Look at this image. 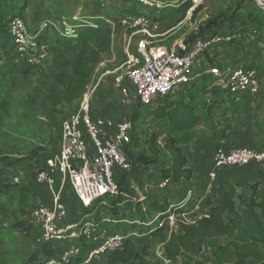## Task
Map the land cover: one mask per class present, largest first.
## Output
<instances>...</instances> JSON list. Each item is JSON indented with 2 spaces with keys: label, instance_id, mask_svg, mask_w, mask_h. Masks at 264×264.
<instances>
[{
  "label": "rangeland",
  "instance_id": "rangeland-1",
  "mask_svg": "<svg viewBox=\"0 0 264 264\" xmlns=\"http://www.w3.org/2000/svg\"><path fill=\"white\" fill-rule=\"evenodd\" d=\"M127 9L132 13H124ZM146 16L149 21H141ZM96 19L111 30L110 43L99 51L80 95L59 106V124L51 128L42 109L27 106V98L37 86L38 75L52 63L55 48L70 37L71 25L76 26L72 33L76 35L100 26ZM17 20L23 24L27 42L37 36L50 44L52 53L37 67L29 69L18 60L17 36L11 32ZM145 30L168 48L182 40L191 44L220 39L195 62L189 81L161 102L144 106L136 99L125 104L113 77H105L92 109L97 117L133 122L127 149L131 168L116 169L118 193L100 197L90 206H84L71 184L61 186L58 177L54 190H62L66 214L56 226L65 232L48 236L44 220H32V214L42 204L53 206V190L37 183L36 176L60 152L62 121L77 109L87 86L105 70L125 73V50L130 47L135 52ZM95 48L98 51L99 46ZM13 52L17 65L0 60V156L23 160L13 166L0 162V171L21 184V190L0 194V264H32L33 253L46 244H76L81 251L76 258L85 255L82 263L107 264L112 251L99 252V248L105 237L116 234L138 237L136 247L149 264H241L240 259H246L241 253L246 252L240 251L252 253L255 244L264 253V165L252 161L215 166L219 149L264 152V11L255 0H31L21 14L0 15V58ZM236 72L252 73L256 91L240 90L235 85ZM125 84L132 88L127 80ZM178 101L190 105L199 120L194 128L173 133L169 116L155 112L159 107L173 111L171 104ZM172 137L176 139L172 146L187 159L179 178L167 145ZM214 206L226 207L225 221L238 222L233 235L208 237L196 252L186 251L181 244L177 250L168 248L172 232L180 235L183 223L208 217ZM154 208L158 211L153 212ZM159 225L164 230L151 235ZM53 258L47 260L43 254L39 260L55 264ZM246 264H264V255L251 256Z\"/></svg>",
  "mask_w": 264,
  "mask_h": 264
},
{
  "label": "built area",
  "instance_id": "built-area-1",
  "mask_svg": "<svg viewBox=\"0 0 264 264\" xmlns=\"http://www.w3.org/2000/svg\"><path fill=\"white\" fill-rule=\"evenodd\" d=\"M192 1L200 3L205 0ZM255 1L264 11V0ZM124 16L125 19L129 18L128 15ZM140 19L149 21L147 16ZM13 25L11 32L13 36H17L18 60L34 66L42 64L50 56V44L38 40L37 36L30 37V41L27 42L21 20H17ZM71 26L68 33L71 32L70 37L76 36L77 34L72 35L76 26ZM152 37V33L145 30L137 43L136 51L133 52L130 47L125 50L127 55V61L123 66L125 73L118 75L117 71L113 70L100 73L96 80L87 86L74 113L62 121L60 152L48 159L46 167L36 176L37 183L53 190V206L42 204L37 206L32 214V220L35 218L44 220L46 235L65 232L64 228L56 226L66 214L61 201L62 190H54L58 185V177L61 186L66 182L71 184L84 206H90L100 197L118 193V185L115 182L116 169L127 171L131 168L127 149L132 140L133 122L128 118L116 122L111 118L94 116L92 113L94 95L105 77H113L125 104L130 105L137 99L140 104L148 106L158 99L166 98L188 82L195 62L201 60V55L212 42L220 39H211L209 42L197 40L191 44L188 40H182L175 47L168 48L153 41ZM234 75L237 81L235 85L240 90L256 91L257 82L252 73L236 72ZM125 80L130 83L131 89L125 84ZM252 161L264 165V152L240 147L230 151L219 149L215 156V166L220 168L241 166ZM160 216L158 215L157 219L161 218ZM62 239L63 237H60V240ZM125 239L124 235L116 234L112 238L107 236L101 243L99 252L120 249ZM80 253L78 246L72 244L59 259L52 260L55 264H70ZM91 256H94V253H91Z\"/></svg>",
  "mask_w": 264,
  "mask_h": 264
},
{
  "label": "trees",
  "instance_id": "trees-1",
  "mask_svg": "<svg viewBox=\"0 0 264 264\" xmlns=\"http://www.w3.org/2000/svg\"><path fill=\"white\" fill-rule=\"evenodd\" d=\"M30 3L31 0H0V15L16 12L21 14L26 10ZM131 11L132 10L127 9L124 13H132ZM95 21L100 23V26L83 30L76 36H71L61 42L57 48H55V55L52 63L46 67L45 71L38 75L37 86L34 88L33 93L27 98V106L42 109L46 123L51 128L56 127L59 124V106L62 103L73 101L78 95H80L84 83L92 72L94 64L100 58L99 51L107 47L110 43L111 30L108 29L104 21L99 19H96ZM39 40L46 41L45 39ZM96 44L99 46L98 51L95 48ZM15 54L16 53L13 52L7 56L1 57L0 60H11L13 65H17L18 63L12 60ZM27 65L29 66V69H31V67H37L34 65ZM28 68L25 72H28ZM2 73L3 72L0 69V75ZM161 101H163V99H160V102ZM171 105L172 107L175 106L173 111H162L161 107H159L155 112V114L161 117L169 116L171 132L174 133L183 129H191L195 127L199 117L193 115V108L190 105L183 101L172 102ZM184 109L186 112H184ZM189 115L190 118H187ZM2 124L3 121L0 117V126ZM175 140V137L170 138L167 145L175 158L173 166L174 175L176 178H179L182 172H184L182 169L187 159L182 154L181 149L172 146V142ZM22 160L23 159H14L7 155L0 156V162L6 166H13ZM20 186L21 184L19 182H16L8 177L6 173L0 171V194L21 190ZM226 210L227 209L224 206H214L208 217H202L195 220L193 223H183L181 225L182 230L180 235L172 232L168 248L177 250V248L180 247L178 244H181L186 251L196 252L201 248L208 237L233 235L236 228L235 226L238 222L225 221L224 213ZM152 211L155 212L158 211V209L154 208ZM162 212L163 211L161 210L160 213ZM164 218L166 219V216ZM161 230H164L163 225H159V227L150 234H157ZM1 235L2 226H0V238ZM136 238L138 237H129V235H127L122 248L114 250L109 254L107 264H149L150 262L147 261L146 257L137 249L135 243ZM69 247L70 246L61 247L60 245L52 246L50 244L42 245L37 248V253H33L30 260L32 264L35 262H39L38 264H40L42 261H40L39 258L43 254L46 256L47 260L52 257L59 259ZM253 247L252 253H249L248 250L244 249L240 252H246L241 253L245 255H240L246 256V259L251 256L262 257L264 255L259 247H257V244L253 245ZM169 254L174 256L176 251H169ZM83 259H85V255L72 260L70 264H84L82 263ZM246 259L241 258L240 263L246 264ZM43 262L41 264H45Z\"/></svg>",
  "mask_w": 264,
  "mask_h": 264
},
{
  "label": "crops",
  "instance_id": "crops-1",
  "mask_svg": "<svg viewBox=\"0 0 264 264\" xmlns=\"http://www.w3.org/2000/svg\"><path fill=\"white\" fill-rule=\"evenodd\" d=\"M108 89H109V87H107V90H108ZM104 103H107V104H108V100H104ZM92 113H93V115H94L93 109H92ZM111 119H113V118H111ZM114 121L118 122L119 119H114Z\"/></svg>",
  "mask_w": 264,
  "mask_h": 264
}]
</instances>
